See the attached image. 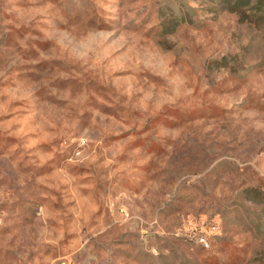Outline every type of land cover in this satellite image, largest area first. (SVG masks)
Masks as SVG:
<instances>
[{
    "label": "rangeland",
    "instance_id": "obj_1",
    "mask_svg": "<svg viewBox=\"0 0 264 264\" xmlns=\"http://www.w3.org/2000/svg\"><path fill=\"white\" fill-rule=\"evenodd\" d=\"M0 264H264V0H0Z\"/></svg>",
    "mask_w": 264,
    "mask_h": 264
},
{
    "label": "built area",
    "instance_id": "obj_2",
    "mask_svg": "<svg viewBox=\"0 0 264 264\" xmlns=\"http://www.w3.org/2000/svg\"><path fill=\"white\" fill-rule=\"evenodd\" d=\"M202 242H204L205 244H207L206 240L204 238H201Z\"/></svg>",
    "mask_w": 264,
    "mask_h": 264
}]
</instances>
